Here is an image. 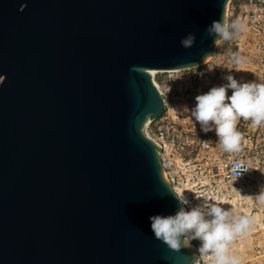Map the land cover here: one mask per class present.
<instances>
[{
  "label": "water",
  "instance_id": "95a60500",
  "mask_svg": "<svg viewBox=\"0 0 264 264\" xmlns=\"http://www.w3.org/2000/svg\"><path fill=\"white\" fill-rule=\"evenodd\" d=\"M229 1L0 0V264H192L193 242L151 230L180 205L145 134L164 111L145 70L212 58Z\"/></svg>",
  "mask_w": 264,
  "mask_h": 264
},
{
  "label": "clouds",
  "instance_id": "9594fccd",
  "mask_svg": "<svg viewBox=\"0 0 264 264\" xmlns=\"http://www.w3.org/2000/svg\"><path fill=\"white\" fill-rule=\"evenodd\" d=\"M25 7L26 4L21 5L19 11L23 12ZM243 29L244 25L238 20L229 24L223 15L221 19L213 20L205 33L213 37L216 43L221 39L231 40ZM195 42L194 33H189L180 40L185 49L191 48ZM233 59L237 64L242 62L238 56ZM5 79V76L0 75V85ZM225 79L226 84L214 86L195 97L196 103L191 116L199 122L203 132H215L222 151L238 153L242 140V134L237 130L239 121H250L253 127L264 126V83H241L232 75ZM229 89L230 96L227 94ZM236 175L239 177L241 173L236 172ZM170 190L180 207L174 215L149 217L155 239L176 252L182 248H190L191 242L198 240V253L208 258V264H242L241 259L230 251V244L236 237L246 234L252 219L246 215L233 214L230 208L208 199L192 205L185 192ZM256 198L264 202V187Z\"/></svg>",
  "mask_w": 264,
  "mask_h": 264
},
{
  "label": "rangeland",
  "instance_id": "374dc122",
  "mask_svg": "<svg viewBox=\"0 0 264 264\" xmlns=\"http://www.w3.org/2000/svg\"><path fill=\"white\" fill-rule=\"evenodd\" d=\"M246 2L247 0L229 1L226 17L229 24L238 20L244 25L242 6ZM260 45L259 38L249 35L244 25L243 31L231 40L221 39L217 42L212 58L203 63L208 69L206 78L189 82L185 79L181 80L182 72H177V70L175 71L177 73H173V77H169L167 72L157 73L156 79L161 84H167L171 80L178 81V91L174 100L177 107L175 106L174 110L180 114L179 122L183 123V117L187 126L194 125L196 130L201 131V125L191 116V110L196 103L195 97L208 92L214 86L226 84L225 77L228 75H232L241 83H260L264 77V54ZM234 56H238L242 62L235 63ZM227 94L231 95V89ZM146 131L147 127L145 134ZM207 134L213 142L218 143V137L214 131L207 132ZM177 164L181 165L180 162ZM179 169L187 176L192 175L189 183L191 186H188L185 194L192 205L201 203L203 199H208L222 207L230 208L233 214L246 215L252 219V224L246 234L236 237L230 244V251L241 259L242 264H264V202H260L256 198L261 188L264 187V168L254 171L250 179L239 182H224L219 177L211 178L210 169L204 164V160L200 159L196 161L193 159L188 165H181ZM195 196L200 199H196ZM192 242L198 254L196 259L208 264V258L198 253L200 242L198 240Z\"/></svg>",
  "mask_w": 264,
  "mask_h": 264
},
{
  "label": "built area",
  "instance_id": "2783aa9c",
  "mask_svg": "<svg viewBox=\"0 0 264 264\" xmlns=\"http://www.w3.org/2000/svg\"><path fill=\"white\" fill-rule=\"evenodd\" d=\"M242 8L244 25L249 35L259 38L264 54V0H247ZM238 18L241 19L240 16ZM164 72L169 73V77H173V73L182 72L181 80L190 82L206 78L208 69L202 64L177 72ZM152 79L162 96L164 111L148 123L146 136L160 146L164 174L174 190L186 194L188 186H191L189 183L192 175L187 176L179 168L181 165H188L193 159L204 160V164L210 169V177H219L224 182L248 180L254 171L264 168V126L253 127L250 121L241 119L237 125V130L242 134L241 150L238 153H226L207 133L196 130L194 125L187 126L183 117V123L179 122L180 114L174 110V107H177L174 100L178 91V81L171 80L167 84H161L156 76ZM260 83H264V77ZM178 162L181 165H178ZM236 172H240L241 175L238 177ZM192 264L204 263L196 259Z\"/></svg>",
  "mask_w": 264,
  "mask_h": 264
},
{
  "label": "bare ground",
  "instance_id": "6f19581e",
  "mask_svg": "<svg viewBox=\"0 0 264 264\" xmlns=\"http://www.w3.org/2000/svg\"><path fill=\"white\" fill-rule=\"evenodd\" d=\"M174 72L176 71V70H173ZM173 71H170V72H173ZM145 72H147L148 74H150L151 76H152V78L153 77H155V75L157 74V73H159V72H164L163 70H160V71H153V70H148V69H146L145 70ZM148 125V124H147ZM146 125V126H147ZM146 128V127H145Z\"/></svg>",
  "mask_w": 264,
  "mask_h": 264
}]
</instances>
